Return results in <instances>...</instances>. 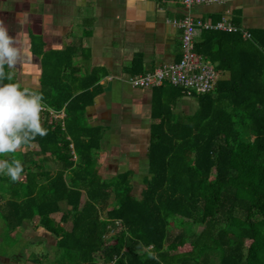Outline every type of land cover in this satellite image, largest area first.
<instances>
[{"label":"trees","instance_id":"16d2710c","mask_svg":"<svg viewBox=\"0 0 264 264\" xmlns=\"http://www.w3.org/2000/svg\"><path fill=\"white\" fill-rule=\"evenodd\" d=\"M249 34L195 31V52L220 77L212 92L189 96L197 110L185 121H174L170 111L185 92L153 88L157 122L139 196L123 178L105 182L98 176L93 151L99 130L81 116L92 103L95 93L87 89L94 82L72 96L59 58H52L37 94L54 112L64 109L65 117L47 124L52 117L41 113L46 134L23 145L24 153H13L24 171L0 203L7 230L37 217L38 228L54 241L55 258L47 264H264V30ZM4 71L2 82H14L10 68ZM167 89L172 98L162 99ZM43 155L52 158V172L36 158ZM110 189L116 205L108 208ZM58 212L56 222L51 215ZM174 225L189 232L170 241ZM196 226L200 231L191 232Z\"/></svg>","mask_w":264,"mask_h":264},{"label":"crops","instance_id":"0c3cea01","mask_svg":"<svg viewBox=\"0 0 264 264\" xmlns=\"http://www.w3.org/2000/svg\"><path fill=\"white\" fill-rule=\"evenodd\" d=\"M186 13L211 22L224 17L234 24L236 19L235 25L248 33L264 30V0H227L196 5L189 11L178 0H0V25L13 36L27 35L25 55L10 68L11 78L37 93L43 69L54 65L52 58L58 57L63 82L72 96L94 82L87 89L95 93L92 103L81 116L87 126L99 130L98 149L93 151L97 174L105 182L123 178L133 196H139L148 177L151 125L157 120L152 118L155 90L132 87L128 79L179 61L180 30L173 21ZM163 93L162 99L172 98L170 89ZM195 110L188 96L170 105L172 118L181 115L186 120ZM55 114L47 124L65 117L64 109ZM25 149L22 146L16 152ZM44 156L47 173L52 172L54 162ZM66 174L70 178L71 173ZM110 191L107 203L113 204L115 195ZM61 214L51 217L59 215L57 222ZM29 223L20 229L34 241L38 232H30ZM41 234L45 235L41 241L52 246L43 229ZM13 260L6 256L0 264Z\"/></svg>","mask_w":264,"mask_h":264},{"label":"clouds","instance_id":"9594fccd","mask_svg":"<svg viewBox=\"0 0 264 264\" xmlns=\"http://www.w3.org/2000/svg\"><path fill=\"white\" fill-rule=\"evenodd\" d=\"M27 43L26 34L11 35L6 26L0 25V157L31 142L37 135L46 134L41 123V112L45 105L43 97L30 92L17 82L4 81V67L17 65ZM24 171L19 159H0V173L17 180Z\"/></svg>","mask_w":264,"mask_h":264},{"label":"built area","instance_id":"2783aa9c","mask_svg":"<svg viewBox=\"0 0 264 264\" xmlns=\"http://www.w3.org/2000/svg\"><path fill=\"white\" fill-rule=\"evenodd\" d=\"M183 8L189 11L196 5L224 3L227 0H178ZM180 30L181 56L178 62L166 64L150 72L133 75L128 81L132 87L154 88L169 85L182 89L187 96L202 95L212 92L216 88L220 75L215 65L205 60L194 50L195 31L197 29L216 30L222 32H240L243 38H250V34L233 24L229 19L222 18L216 22L194 18L190 13L184 14L179 20H174ZM57 117L54 112L44 107L41 113ZM118 223V222H117Z\"/></svg>","mask_w":264,"mask_h":264},{"label":"rangeland","instance_id":"374dc122","mask_svg":"<svg viewBox=\"0 0 264 264\" xmlns=\"http://www.w3.org/2000/svg\"><path fill=\"white\" fill-rule=\"evenodd\" d=\"M189 97V96H188ZM191 98L196 105V110H197V101L195 98L189 97ZM195 110V112H196ZM194 112V113H195ZM185 116H176L174 117V121L176 122H183L185 121ZM19 149V148H18ZM12 156V159H16L13 158V153H9L6 154V156L3 157L8 159ZM36 157V156H35ZM37 159H42V163H43V167L44 171L47 172V157H40L37 156ZM44 158V160H43ZM0 203L6 201L8 199L9 196V191H8V186L10 184L13 185V182H17V180L13 181L9 176L4 175L2 173H0ZM9 184V185H8ZM13 190L15 191V188H13ZM112 202V200H111ZM114 205H116V203L111 204L110 202L107 203V207L111 208ZM59 215H53L52 218L54 220H57ZM37 218H33L32 221L29 223V227H30V232H38V237L33 238V240L30 239H26L24 237V233L22 232L21 229H17L15 230L13 233H10L6 226L4 225L3 221L0 220V260L4 259L6 256H11L14 258V260H17L16 262H14V264H35L33 263L34 260L39 261L40 263H50L52 260H54L55 258V253L52 250L53 248V240H52V248H50L47 242L41 241V239H43V237H45L44 234H41V230L42 228H38L37 227ZM68 226V225H67ZM201 227L200 226H196V227H192L191 232L195 233L200 231ZM187 230V232H189L188 228H185V226H172L170 233H169V240L171 241L174 236L179 233V232H183ZM10 233V234H9ZM23 233V234H22ZM31 234V233H30ZM50 240V239H48ZM51 245V244H50ZM55 249V248H54ZM13 252V254H12ZM12 254V255H11Z\"/></svg>","mask_w":264,"mask_h":264},{"label":"flooded vegetation","instance_id":"af4514ba","mask_svg":"<svg viewBox=\"0 0 264 264\" xmlns=\"http://www.w3.org/2000/svg\"><path fill=\"white\" fill-rule=\"evenodd\" d=\"M17 260H13L12 262H11V264H14V262H16Z\"/></svg>","mask_w":264,"mask_h":264}]
</instances>
